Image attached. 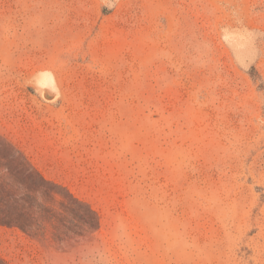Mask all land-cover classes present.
<instances>
[{"label":"rangeland","instance_id":"rangeland-1","mask_svg":"<svg viewBox=\"0 0 264 264\" xmlns=\"http://www.w3.org/2000/svg\"><path fill=\"white\" fill-rule=\"evenodd\" d=\"M24 158L62 223L0 225V264H264V0H0Z\"/></svg>","mask_w":264,"mask_h":264},{"label":"trees","instance_id":"trees-1","mask_svg":"<svg viewBox=\"0 0 264 264\" xmlns=\"http://www.w3.org/2000/svg\"><path fill=\"white\" fill-rule=\"evenodd\" d=\"M24 160L32 170L26 180H19L16 175L0 170V225L19 228L36 237L33 231L42 229L45 224L62 223L60 214L47 206L48 203H56V190L61 187L48 181L26 158ZM37 194L42 195L43 202H38ZM73 200L79 203L78 199Z\"/></svg>","mask_w":264,"mask_h":264}]
</instances>
